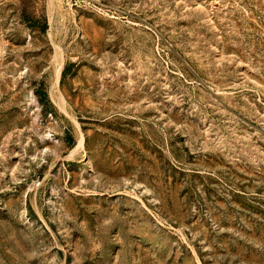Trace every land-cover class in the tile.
I'll return each instance as SVG.
<instances>
[{
	"label": "rangeland",
	"instance_id": "rangeland-1",
	"mask_svg": "<svg viewBox=\"0 0 264 264\" xmlns=\"http://www.w3.org/2000/svg\"><path fill=\"white\" fill-rule=\"evenodd\" d=\"M0 264H264V0H0Z\"/></svg>",
	"mask_w": 264,
	"mask_h": 264
}]
</instances>
